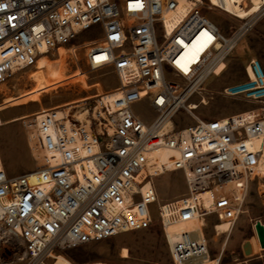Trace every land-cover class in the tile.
Segmentation results:
<instances>
[{
    "label": "built area",
    "instance_id": "obj_1",
    "mask_svg": "<svg viewBox=\"0 0 264 264\" xmlns=\"http://www.w3.org/2000/svg\"><path fill=\"white\" fill-rule=\"evenodd\" d=\"M241 2L243 18L222 0H203L174 20L178 0H0V85L86 30L87 65L111 67L118 81L112 100L101 94L72 108L84 110V121L59 108L34 118L33 140L27 135L34 173L11 176L0 152V264H47L59 250L144 230L155 218L172 264H201L195 259L210 253L205 234L172 240L166 226L206 221L216 208H206L202 194L217 202L220 187L258 174L264 160L248 144L263 131L264 113H195L207 80L264 18V0L253 12ZM214 9L240 23L224 33ZM138 105L151 113H137ZM181 111L194 123L180 126ZM159 150L171 153L157 163ZM177 171L187 191L160 199L157 178Z\"/></svg>",
    "mask_w": 264,
    "mask_h": 264
},
{
    "label": "rangeland",
    "instance_id": "obj_2",
    "mask_svg": "<svg viewBox=\"0 0 264 264\" xmlns=\"http://www.w3.org/2000/svg\"><path fill=\"white\" fill-rule=\"evenodd\" d=\"M210 14L224 33H230L240 23L218 9ZM92 38V30L83 31L76 40L61 47L59 53L43 55L34 67L23 69L0 85V152L11 176L34 173L37 169L27 142L29 132H34L36 113L51 108L84 106L98 95L115 91L118 86L111 67L87 65V42ZM34 72L44 75L49 82L54 78L58 80L51 88L49 84L42 86L32 76ZM58 72L63 74L58 77ZM205 87L208 90L207 103L195 111L202 119L252 109L263 113L264 18L226 57ZM135 111L145 116L151 113L147 105H138ZM177 120L180 126L194 123L183 111L177 115ZM35 156L38 159L43 157L36 153ZM156 182L160 199L176 198L187 191L184 174L179 171L159 177ZM216 205V209L206 216L203 228L209 256L218 258L217 264H264V249L258 248L253 230V223L257 220L264 224V174L249 175L239 185L220 187ZM226 220H233L231 231L216 235L214 224ZM123 247L128 249L129 258L121 256ZM58 254L65 255L75 264L92 261L172 264L158 218L147 229L62 249ZM54 260L49 259L47 264Z\"/></svg>",
    "mask_w": 264,
    "mask_h": 264
},
{
    "label": "bare ground",
    "instance_id": "obj_3",
    "mask_svg": "<svg viewBox=\"0 0 264 264\" xmlns=\"http://www.w3.org/2000/svg\"><path fill=\"white\" fill-rule=\"evenodd\" d=\"M178 1H179V6H178L177 10L171 14V17L174 20L179 19L181 16L184 15V13H186L188 10H190L194 6L198 5L203 0H178ZM211 1L213 3L218 2V0H211ZM222 1H223V5L225 6L226 10L231 12V13L236 14L237 17L243 18L246 15V10L243 8L241 0H222ZM249 1L253 5V8L250 11L253 12L258 8V6L262 3L263 0H249ZM62 74H63L62 72H58V74L56 76L59 77ZM32 76L37 80L38 84H40L42 86L45 84H49L48 86L50 88L53 87L54 84L56 83V81L58 80V78H54L53 79L54 81L49 82V79L47 77H45L42 74L41 75L37 74L36 72H34L32 74ZM56 76H54V77H56ZM115 96H117V92H115V91L109 92L105 95V97L109 100H112ZM205 103H207L206 97H205ZM79 106H80V104L76 105L74 107H79ZM74 107H67V108H63V109H58L60 111L59 115L64 116L65 114L72 111V108H74ZM195 107H197V106H195ZM248 111H254V110L253 109L252 110H245L243 112H248ZM42 112L43 111L36 113L35 117L37 115H40ZM262 112L264 113V108L262 109ZM73 113H74V117L76 119H78L79 121L85 120L86 113L84 112L83 109L78 108L77 110H74ZM68 123H69V120H68ZM69 126H71V125H69ZM29 137L31 140H33V137H34L33 131L29 132ZM248 144H249L250 148H252V149L261 150L263 152V155H264V129H263V131H261L257 135L251 137L248 140ZM170 153L171 152L168 150H159V151H155L153 153V156L155 157V159H157V163H160L162 161H165ZM44 157H45V155H43V158ZM258 174H260V175L264 174V160L261 161V164H260L259 170H258ZM241 175H244V173L241 172ZM237 184L239 185V181L237 182ZM202 197H203V204L206 208H208V209H215L216 208L217 205L215 207L213 206L214 204H216V202L212 199L211 193L209 191L204 192L202 194ZM204 221L203 220L202 221L201 220H190V221H185V222L172 223V224H169L166 226V231L172 240H181V234L188 232V231H197L198 230L204 234V231H203ZM232 225H233V220H226V221H222V222H217L214 224L213 230H214L216 235L229 233L231 231ZM253 230H254V233H255V236L257 239V245L259 246L258 248L264 249L260 245L258 234H257L256 229H255V222L253 223ZM209 255L204 256V257L199 258V259H195V260L201 264H217L219 262L218 258H212ZM121 256L124 258H129L128 249L126 247H123ZM54 259L55 260L52 262V264H75L68 257H66L63 254L56 255L54 257ZM103 263L106 264L105 262H103Z\"/></svg>",
    "mask_w": 264,
    "mask_h": 264
},
{
    "label": "water",
    "instance_id": "obj_4",
    "mask_svg": "<svg viewBox=\"0 0 264 264\" xmlns=\"http://www.w3.org/2000/svg\"><path fill=\"white\" fill-rule=\"evenodd\" d=\"M255 229L258 234L260 245L264 248V224L260 220H257L255 222Z\"/></svg>",
    "mask_w": 264,
    "mask_h": 264
},
{
    "label": "snow or ice",
    "instance_id": "obj_5",
    "mask_svg": "<svg viewBox=\"0 0 264 264\" xmlns=\"http://www.w3.org/2000/svg\"><path fill=\"white\" fill-rule=\"evenodd\" d=\"M209 39H211V37H209Z\"/></svg>",
    "mask_w": 264,
    "mask_h": 264
}]
</instances>
